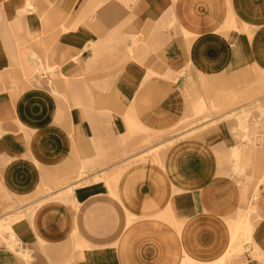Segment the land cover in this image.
<instances>
[{
  "label": "crops",
  "instance_id": "1",
  "mask_svg": "<svg viewBox=\"0 0 264 264\" xmlns=\"http://www.w3.org/2000/svg\"><path fill=\"white\" fill-rule=\"evenodd\" d=\"M253 71L264 0H0V264H264Z\"/></svg>",
  "mask_w": 264,
  "mask_h": 264
},
{
  "label": "rangeland",
  "instance_id": "2",
  "mask_svg": "<svg viewBox=\"0 0 264 264\" xmlns=\"http://www.w3.org/2000/svg\"><path fill=\"white\" fill-rule=\"evenodd\" d=\"M253 78L257 86L253 88L252 98L248 100L249 103L237 105L241 113L233 118L238 124L236 130L238 138L264 149V74L253 71ZM253 154L255 166L259 163L262 167V178L264 177V151ZM261 182L262 180H260ZM21 217V214H17L9 222L13 223ZM3 229L6 230V228ZM240 253L243 254L244 251L240 250Z\"/></svg>",
  "mask_w": 264,
  "mask_h": 264
}]
</instances>
